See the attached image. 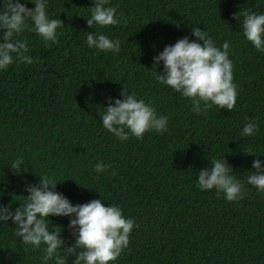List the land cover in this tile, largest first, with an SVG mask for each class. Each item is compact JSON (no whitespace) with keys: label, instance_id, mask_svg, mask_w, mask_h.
<instances>
[{"label":"trees","instance_id":"trees-1","mask_svg":"<svg viewBox=\"0 0 264 264\" xmlns=\"http://www.w3.org/2000/svg\"><path fill=\"white\" fill-rule=\"evenodd\" d=\"M45 2L48 17L64 23L58 42L49 47L26 29L15 38L27 42L33 63L13 54L0 70V206L14 212L27 201L26 186L48 176L73 205L101 199L134 221L128 247L111 264H264V192L247 184L253 160L264 166V52L246 39L239 15L264 14V0H108L119 23L93 28L86 21L95 0ZM195 27L217 47L230 42L237 86L231 111L213 105L197 114L156 78L163 61L154 65L153 58L165 46L185 36L203 43L192 35ZM89 32L119 40L120 51L90 48ZM123 87L167 116V131L124 141L107 131L104 108L123 99ZM249 122L258 131L242 136ZM19 157L25 162L16 174L9 165ZM223 157L246 189L237 201L197 185L198 172ZM97 162L109 167L98 173ZM71 218L49 217L50 231L61 226L62 249L74 243ZM15 232L11 219L0 221V264H55L43 261L45 245H25ZM74 259L68 255L67 264Z\"/></svg>","mask_w":264,"mask_h":264},{"label":"clouds","instance_id":"clouds-1","mask_svg":"<svg viewBox=\"0 0 264 264\" xmlns=\"http://www.w3.org/2000/svg\"><path fill=\"white\" fill-rule=\"evenodd\" d=\"M35 7L28 8L20 0H5V8L0 12V30L3 42H0V70L7 69L15 59L32 64L33 58L27 55V42L15 37L26 29L34 30L47 46L58 42L57 29L63 26L61 19H50L46 13L45 0H33ZM108 0H95L91 8V18L87 19L89 28L114 26L119 23L115 7H106ZM243 17L242 27L246 39L255 49L264 52V14L249 10L239 13ZM237 20L239 17L234 14ZM192 35L203 43L189 41L188 37L178 39L173 45L165 46L162 52L153 58L154 65L163 61V72L157 73L159 83L171 87L175 92L192 103V111L204 114L213 105L219 109L231 111L236 104L237 86L233 83V63L229 59L230 42L220 47L204 30L192 28ZM87 45L104 52L120 51V41L110 39L104 34L89 32ZM123 99L110 102L102 115L103 127L121 141L130 135L142 139L149 131L164 133L167 131L168 117L157 115L156 109L144 100L138 99L123 87ZM111 100V98H109ZM127 129V131H125ZM258 131L254 122L246 123L242 136H253ZM246 154L255 155L251 151ZM25 161L17 158L9 166L16 174L21 172ZM212 167L198 172L197 185L201 190L215 188L217 195L224 194L227 201H237L246 192L244 184L230 174L232 167L224 159L211 161ZM109 166L97 162L96 172H103ZM247 184L264 192V166L259 159L252 162ZM26 170V169H25ZM115 175V172H113ZM37 185H27V201L11 211L9 206H0V221L9 219L16 226L15 235L25 245L39 248L45 245L43 261L55 259V264H67V256L75 257L73 264H111L117 260L129 245V236L136 226L131 218H126L119 206H105L101 199L73 205L61 193L55 191L57 180L48 176H39ZM50 216L73 217L68 227L72 229L74 243L66 248L59 233L61 226L49 230ZM79 249V251H77ZM63 252V254H61Z\"/></svg>","mask_w":264,"mask_h":264}]
</instances>
